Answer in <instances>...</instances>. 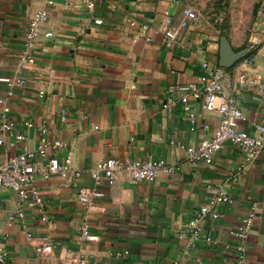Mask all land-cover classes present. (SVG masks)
<instances>
[{
    "label": "crops",
    "instance_id": "crops-1",
    "mask_svg": "<svg viewBox=\"0 0 264 264\" xmlns=\"http://www.w3.org/2000/svg\"><path fill=\"white\" fill-rule=\"evenodd\" d=\"M66 1L0 0V77L22 79L13 94L0 79V98L11 107L15 131L24 134L22 140L7 135L0 143V160L18 154L24 144L34 148L39 126L47 123L52 138L67 141L60 149L63 161L82 170L74 180L60 173L37 179L49 221L16 190L1 188L0 246L7 255L0 264H62V249H79L77 236L86 214L94 237L81 246L82 264H201V260L234 264L230 230L248 214L254 200L261 202L249 232L245 264H264V148L250 161L245 147L227 142L213 162L190 160L187 147L213 135L220 114L190 97L198 114L192 129L181 93L170 91L172 84L197 80L203 61L220 64L223 34L235 50L259 40L229 67L226 77V88L238 96L244 113L240 126L257 135L255 123H264V87H240L236 77L246 73L264 83V13L249 33L238 37L233 27L223 26L189 0H95L94 7L87 0H72L69 6ZM186 5L195 8L198 17L181 26ZM41 7L48 8L49 18L33 48L34 63L24 65L19 56L26 23ZM168 16L178 29L170 43L162 30ZM128 17L137 23L131 25ZM99 18L101 22L96 21ZM143 24L149 40L142 34ZM47 29L53 30L51 36L44 34ZM250 55L252 63L246 62ZM62 108L67 109L66 119L61 118ZM26 120L33 124L26 125ZM108 156L164 158L175 171L161 169L154 181L137 184L124 173L114 180L103 178L99 187L105 195L95 198L88 210L77 193L94 185L89 168ZM238 167L242 168L238 180L229 183ZM220 186L232 196L218 204L224 215L201 219L203 234L197 240L180 236L190 217ZM20 209L24 216L18 215ZM45 234L55 248L49 256L35 248V238ZM205 234L218 242L208 241ZM119 249L130 252L116 258Z\"/></svg>",
    "mask_w": 264,
    "mask_h": 264
},
{
    "label": "built area",
    "instance_id": "built-area-1",
    "mask_svg": "<svg viewBox=\"0 0 264 264\" xmlns=\"http://www.w3.org/2000/svg\"><path fill=\"white\" fill-rule=\"evenodd\" d=\"M53 3V0H47ZM72 0L66 1V6L71 4ZM89 7H94L95 0H87ZM198 17L197 10L192 6L186 5L183 8V18L180 21L181 26L189 24L190 19ZM49 18V10L47 7L37 9L33 15L28 19L25 27L23 49L19 56L22 64L34 63L35 57L33 55V48L36 46L37 37L43 30V23ZM171 17L168 16L162 25L164 32V39L170 43L178 33V29L171 26ZM101 22L102 19H96ZM128 22L135 25L137 20L134 17H128ZM147 26L142 25V34L146 39H151V36L146 34ZM46 36L53 34L52 29L44 31ZM259 40L250 42V49L256 48ZM253 55L246 58V62H253ZM203 71L195 81L175 83L170 86V91H179L181 93L184 107L188 112L191 120L192 129L196 128V121L198 114L196 110L189 103V98L201 99L205 109L209 111H218L220 114L219 123L215 132L211 136L203 137L198 144L187 147L188 157L192 161L204 160L206 162H213L217 153L225 146L227 142L236 143L245 147L248 151V159L254 161L262 149L264 148V123L256 122V127L259 130L257 135L248 133L240 126L241 119L244 118V113L240 106L238 96L231 90L226 88V77L229 73V67L221 64H212L205 60L202 62ZM1 80L7 81L10 88L9 94H13L14 87L19 85L22 81L20 76L0 77ZM236 80L240 87L257 86L264 87V83L257 80L255 77L246 73H240ZM1 119H0V143L7 139V135L14 137L16 140H22L24 134L21 131H15L16 119L9 116L11 110L10 105L5 98H0ZM168 103H165L167 106ZM61 118H67V109L62 108ZM26 125H32L33 122L26 120ZM203 128L208 129L209 123L204 122ZM51 130L47 123H43L38 129V141L36 146L30 147L24 144L22 150L5 160H0V192L1 188L8 186L16 190L28 205H37L42 213V218L46 221L50 217L44 208L43 195L37 188L36 181L39 177L49 178L55 173L74 180L82 172L79 168H70L60 155V149L67 144V141L61 138H52ZM12 143V141H10ZM171 143H176L183 146V142L179 139H172ZM163 169L167 172L175 171V165L169 163L164 158H132V157H116L108 156L99 159L89 172L94 180V185L90 187L81 188L77 196L80 201L85 203L88 210L94 207V199L101 198L105 195V191L99 187V183L103 178L114 180L121 173H124L127 179L132 183H139L141 181H154L159 171ZM242 168L238 167L229 177L228 182L232 183L238 180ZM232 200L231 193L224 187L217 188L216 193L212 195L208 202L202 203L195 214L188 220L185 230L180 233V236L188 235L191 239L197 240L202 236L201 219L209 216L214 219H219L224 215L223 210L218 207L221 201L228 202ZM259 200H254L251 204V209L247 215L241 218L239 223L230 230V235L233 238L234 246V264H245L248 258V236L256 211L260 205ZM18 215L24 216V210L20 209ZM34 238V236L30 235ZM94 237L91 231V224L88 215H84V219L79 226V234L77 242L79 249L70 251L62 249L59 253L62 264H82L84 253L82 245ZM205 238L210 242H218V238L211 234H205ZM35 248L41 256H49L54 254L55 248L49 235H40L36 238ZM230 246V244H227ZM130 252L129 249H119L114 253L116 258H121ZM7 255V250L0 246V261H4ZM11 264V263H7ZM171 264H178L177 261ZM201 264H208L207 261L201 260Z\"/></svg>",
    "mask_w": 264,
    "mask_h": 264
},
{
    "label": "rangeland",
    "instance_id": "rangeland-1",
    "mask_svg": "<svg viewBox=\"0 0 264 264\" xmlns=\"http://www.w3.org/2000/svg\"><path fill=\"white\" fill-rule=\"evenodd\" d=\"M197 10L209 12L238 37L246 35L260 21L264 0H189Z\"/></svg>",
    "mask_w": 264,
    "mask_h": 264
},
{
    "label": "water",
    "instance_id": "water-1",
    "mask_svg": "<svg viewBox=\"0 0 264 264\" xmlns=\"http://www.w3.org/2000/svg\"><path fill=\"white\" fill-rule=\"evenodd\" d=\"M249 51V47L235 50L228 36L223 34L220 41V64L226 67H231L241 60Z\"/></svg>",
    "mask_w": 264,
    "mask_h": 264
}]
</instances>
